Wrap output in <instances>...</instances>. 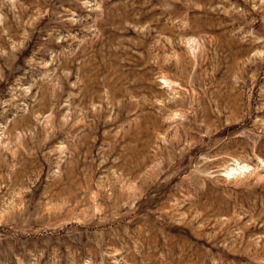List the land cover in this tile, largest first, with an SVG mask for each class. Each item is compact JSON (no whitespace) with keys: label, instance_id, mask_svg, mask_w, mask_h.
<instances>
[{"label":"rangeland","instance_id":"rangeland-1","mask_svg":"<svg viewBox=\"0 0 264 264\" xmlns=\"http://www.w3.org/2000/svg\"><path fill=\"white\" fill-rule=\"evenodd\" d=\"M0 264H264V0H0Z\"/></svg>","mask_w":264,"mask_h":264}]
</instances>
